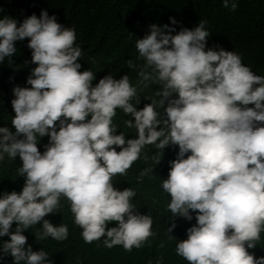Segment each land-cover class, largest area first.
<instances>
[{
	"label": "clouds",
	"instance_id": "obj_1",
	"mask_svg": "<svg viewBox=\"0 0 264 264\" xmlns=\"http://www.w3.org/2000/svg\"><path fill=\"white\" fill-rule=\"evenodd\" d=\"M222 3L237 8L236 0ZM149 28L136 40L145 61L139 76L142 81L154 76L162 85L158 95L162 105L167 101L163 127L154 104L137 110L130 103L137 89L127 75H106L92 85L94 73L79 71L82 49L76 46L75 30L54 15L41 10L39 17L32 14L19 25L0 17V63L16 53V41L28 38L36 65L26 80L31 87L12 89L15 131L0 127V161L5 154L19 156L18 175L25 178L19 193L0 197V237H10L0 252L10 254L14 264H51L47 252L25 247L22 231L42 221L37 240L67 239L66 225L44 219L57 212L62 197L85 243L106 237L107 248L122 245L130 252L141 247L153 235L152 220L134 211L130 198L135 191L115 189L112 178L126 175L145 145L163 150L169 144L178 152L162 180L170 196L168 209L189 221L194 212L196 220L176 253L188 264H264V257L248 251L264 231V76L254 74L232 51L205 50L210 33L203 21L174 35L169 25ZM128 66L135 67L131 60ZM117 108L134 117L125 123L135 126L137 138L114 134ZM45 135L49 143L41 153L38 137ZM108 222L117 226L107 227Z\"/></svg>",
	"mask_w": 264,
	"mask_h": 264
},
{
	"label": "trees",
	"instance_id": "obj_2",
	"mask_svg": "<svg viewBox=\"0 0 264 264\" xmlns=\"http://www.w3.org/2000/svg\"><path fill=\"white\" fill-rule=\"evenodd\" d=\"M236 3L237 8L232 11L223 7L222 0H0V17H10L19 25L32 14L39 17L41 10L54 15L62 26L75 30L76 46L82 49L78 60L81 64L79 71L91 70L94 73L92 85L95 86L106 75L114 79L127 75L130 84L137 89V95L130 103L137 110L154 104L161 121L160 127H163L167 101L165 106L161 104L162 98L158 93L162 91V85L154 76L147 81L141 80L139 72L145 61L139 57L136 40L148 34L152 24L169 25L174 35L182 28L192 29L203 21L205 30L210 33L205 50L222 48L232 51L254 74L264 76V0H236ZM170 18L176 23L173 24ZM27 44L28 38L16 41V53L0 63V127H8L12 131H15L11 124L15 115L11 105V100L15 98L12 89L15 86L30 88L26 80L31 69L36 67L31 62V49ZM129 60L135 67L128 66ZM147 71L151 72V69ZM175 97L176 94H173L171 98ZM115 111L116 115L112 118L116 127L114 134H123L126 140L137 138L135 126L129 128L125 123L126 120H134V117L119 108ZM90 118L91 114L86 119ZM48 143L47 135L38 137L37 147L41 153ZM113 147L120 151L118 146ZM177 152L176 145L169 144L163 150L155 145H145L126 175L117 174L112 178L115 189L122 191L130 188L135 191L130 198L134 211L152 220L153 235L141 247H133L130 252L122 245L107 248L104 246L106 237L85 243L82 229L75 224L69 202L63 197L57 212L46 215L44 219L54 226L66 225L67 239L56 241L48 237L37 240L35 233L43 231L41 221L22 231L27 237L25 247L47 252L51 264H188L175 249L180 240L187 239L186 229L196 224L195 213L190 211L193 216L190 221L173 217L168 209L170 196L162 189V180L167 179L170 161L176 159ZM189 154L186 153L185 158ZM21 164L19 156L10 159L7 154L0 161V197L4 193H19L22 190L25 178L18 175ZM172 223L176 226L169 233L167 229ZM116 226V222L107 223V227ZM15 227L13 222L10 232H14ZM9 239L8 235L0 237V246ZM248 251L256 258L264 257V231H261L256 247ZM0 264H14L13 258L0 252Z\"/></svg>",
	"mask_w": 264,
	"mask_h": 264
}]
</instances>
